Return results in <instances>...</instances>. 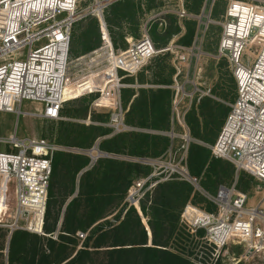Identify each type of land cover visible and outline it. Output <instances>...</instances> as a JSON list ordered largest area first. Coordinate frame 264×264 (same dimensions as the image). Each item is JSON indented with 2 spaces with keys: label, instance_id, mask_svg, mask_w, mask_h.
Listing matches in <instances>:
<instances>
[{
  "label": "built area",
  "instance_id": "1",
  "mask_svg": "<svg viewBox=\"0 0 264 264\" xmlns=\"http://www.w3.org/2000/svg\"><path fill=\"white\" fill-rule=\"evenodd\" d=\"M82 1L85 0H0V111L18 112L17 106L28 100L42 106L39 112L42 118H61L66 102L64 91L67 86L72 87L69 54L72 26L85 15L102 12L105 4L116 0H92L84 16L77 12ZM226 1L219 22L222 31L217 56L228 60L237 94L229 104L224 124L210 151L215 158L229 160L237 171L249 173L264 185V1ZM176 13L179 18L186 16L182 6ZM40 42L43 43L33 47ZM173 47L179 49L175 51L178 74L182 64L194 54L193 48L170 44L158 50L146 32L139 39L128 41L124 50H115L107 39L99 49L77 58L82 66H86L82 73L87 68L86 73L102 75L100 77L111 84L104 91L100 90V97L94 104L112 108L109 125L113 126V133L130 128L124 123L120 101V90L125 86L122 79L137 73L157 53L172 51ZM24 48H28L25 56L17 53ZM242 55L251 61V65L240 61ZM94 67H97L94 71L89 70ZM108 71L113 73L108 75ZM75 80H78L77 76ZM193 86L188 92L183 84H173L175 96L171 122L182 128L179 135L182 153L174 154L170 150L159 157L134 160L98 151L97 145L86 152L91 165L105 156L137 161L150 168L147 175L133 180L124 198L126 206L134 207L142 219L140 202L160 182L176 179L203 191L199 178L190 174L187 167V149L192 138L185 123V114L192 96L203 93L195 83ZM175 136L171 132L170 137ZM4 143L11 150L0 151V186L2 188L3 183L6 189L8 182L13 181L15 205L13 222L7 226L10 230L26 229L43 235L52 158L62 147L43 138L18 139L15 135H10ZM203 193L214 204V210L208 211L188 202L180 213V222L190 234L203 232L200 240L205 251L201 254L208 261H198L199 264H216L222 250L229 244L246 243V254L264 250V210L260 205L247 204V195L236 190L235 185H219L215 195ZM34 206L41 207L42 224L39 228L34 221ZM28 212L34 214L29 220L26 217ZM23 220L29 221L27 227L20 225ZM86 235L81 231L75 234L81 242ZM56 237L57 234H53L52 238Z\"/></svg>",
  "mask_w": 264,
  "mask_h": 264
},
{
  "label": "trees",
  "instance_id": "2",
  "mask_svg": "<svg viewBox=\"0 0 264 264\" xmlns=\"http://www.w3.org/2000/svg\"><path fill=\"white\" fill-rule=\"evenodd\" d=\"M140 11L141 5L136 0H117L109 6L104 18L113 47L124 48L127 37L136 35L138 29L135 27L123 29L124 24L135 20ZM194 25L185 22V32L178 39L181 45H191L195 34ZM180 31L181 27L176 26L175 32H167V36L169 35L167 40L172 34H178ZM152 41L156 48L168 43L164 41L161 44L155 39ZM81 42L84 44L77 54L90 53L100 46L101 37L96 22H92L79 35L72 33L71 30L69 54L74 52ZM154 82L169 85L171 80L168 78ZM148 97L151 114L146 118H150L151 123L144 120L145 116H140L143 122L139 121L143 125L137 128L168 131L171 90L168 88L149 90ZM164 106H168L165 115ZM194 115L195 113L185 114L190 135L205 139L206 137L199 132V123ZM163 118L166 121L164 119V124L159 125L160 119L162 121ZM124 123L129 125L130 120L126 117ZM106 134L103 131L95 134L93 138L97 139ZM132 136L130 150H125L128 135L119 134L108 141L109 144L114 142V146L109 145L107 149L115 148L116 152H107L132 157H153L152 154L157 153L160 148L161 151H165L170 145V138L167 136L143 132H134ZM104 147V142H101L99 149L103 150ZM88 163L89 158L85 156H73L65 152L54 153L44 214V234H31L23 230L12 231L8 244L7 264H199L198 261L171 248L176 243L174 234L178 229L180 212L193 194V189L187 182L176 179L160 182L140 202V210L150 230L149 245L148 230L142 218L134 207L126 206L124 198L133 180L147 175L150 168L119 158L98 159L80 176L76 196L68 200L74 192L79 169ZM187 167L190 174L202 178L205 189L210 188L207 179H211L218 187L230 179L233 173V167L229 162L215 158L207 147L197 143H190L188 146ZM110 215L112 218H108ZM78 231L87 235L81 247L76 249L75 234ZM56 233L57 237L53 239L51 235ZM203 258L199 261L206 263L207 257Z\"/></svg>",
  "mask_w": 264,
  "mask_h": 264
},
{
  "label": "rangeland",
  "instance_id": "3",
  "mask_svg": "<svg viewBox=\"0 0 264 264\" xmlns=\"http://www.w3.org/2000/svg\"><path fill=\"white\" fill-rule=\"evenodd\" d=\"M136 1L140 3L141 11L137 14L135 20L131 21L128 24H124L125 27L123 30H127L129 28L133 29L135 27L136 30L138 29L137 33L134 37H127L126 45L124 46V48L120 49L119 47H114V49H126L128 47V41L139 39L145 32L149 35L151 40L155 39L161 44L164 41H168L165 46L157 47L158 50L165 48L170 44H172L173 46L176 45L179 47L193 48L194 54L192 55V57H190L191 60L189 59L188 62L182 64L181 71L178 74L175 68L177 64L175 61V51H178L179 49L178 47H173L172 51L157 53L153 58L148 60L137 72L138 78L141 80L142 78L139 75L142 74L148 75L147 79H150L151 81H160L169 78V80H171L170 84H172L173 82L183 84L188 92L192 91V89L194 88L193 83H195L196 87L201 89L202 91L211 89L209 91L211 94L214 92L218 93L214 96L217 99L216 103L219 102L221 106V109L219 111L224 113H222V115H227L229 104L235 100L237 94L236 82L232 75V69L228 60L224 57L217 56V49L222 31L219 22L222 20V15L226 8L227 1L215 0L214 3H212V0ZM91 3L92 0H85L80 2L77 8V12L79 13V15L84 16L86 13V7H88V5H91ZM110 5L111 4H105L103 6L102 12H99L97 14L85 15L84 17L80 18L77 22L74 23L72 27V33L79 35L82 31L87 29L92 22H96L101 37V44L97 48L99 49L107 39H110L108 27L104 18L105 12ZM181 6L185 11L186 16L179 18V14L176 13V10ZM185 22H191L195 24L194 38L191 45L189 46L181 45L178 42L181 34L185 32ZM176 26H180L182 31H180L178 34H172V36H170L171 38L167 40V37L169 38V35L167 36V32H175ZM118 42L122 44L121 40L119 39ZM42 43L43 42L35 43L33 47H37ZM83 44L84 43L81 42L76 46L74 52L70 53V83L72 84V87L77 88V90L73 89L71 86L66 87L64 93L66 102L64 103L62 108V114L60 115L61 118L58 120H48L42 118L39 115L42 106L40 107L38 103L28 100H24L19 107L17 106V109L19 110L18 112H0V151L11 150V147L5 144L4 141L7 140L10 135H15L18 139L43 138L60 145L62 147V150H60L59 152H68L75 154L79 153L82 156H88L86 154L87 150L96 145L97 139L93 138L95 134L103 131H105L107 134H113L114 128L113 126L109 125L112 108L98 107L94 104V102L100 97V90L104 91L111 84L107 83L105 78H101L100 76L102 75L95 76V72L86 73V71H88L87 68L84 69L85 72L82 73V68L86 66H82V62L77 58L86 56L91 53H76L81 50V46H83ZM27 49L28 48H24L17 53L25 56ZM240 61L244 65H251V61L247 60L245 55L241 56ZM97 67L89 70L94 71ZM156 72L157 74H155ZM107 73L108 75H111L113 71H108ZM150 73H152V75ZM76 76L78 80H75ZM127 78H125L124 80L126 81ZM198 94L199 93H196L192 96V103L190 104L186 115L194 114L195 107L198 108ZM219 111L217 113L218 115L220 114ZM213 119L214 121L205 126L204 132L210 137L215 136L217 138L220 130H218L219 128L216 126L220 121V116H214ZM205 120L206 124H208L207 119ZM131 129L132 128L130 127L129 130ZM132 130L139 132L155 131L148 129L139 130V128H133ZM181 131L182 128L179 126L175 127L174 130H169V132H166L167 136L171 140L167 152L172 150L174 154L182 153V140L180 138H174L175 143H172V138L170 137L171 132L179 133ZM65 137L68 138L66 139ZM191 137L193 136L191 135ZM59 138L61 140H59ZM214 142L210 144H202L201 142L195 140L194 137L191 140V143H201V145H204L209 150L210 146L213 145ZM68 144H76L78 146H69ZM121 157L124 156L121 155ZM132 158L134 160H137L143 157ZM222 160H224L225 162H229L232 165L233 173L231 175V178L221 185H235L236 190L247 195V204L260 205L264 210V185L249 173L245 171H237L234 164L229 160ZM198 178L199 184L206 194H216L215 190H217V186L211 179H207L210 188L205 189L203 187L202 178ZM4 186L5 185L3 183L2 188L0 186V224L10 225L13 222L15 212V205L13 204L12 199L14 194V183L13 181H9L6 189L4 188ZM190 186L193 189V194L189 200L192 204L204 208L208 211H212L215 209L214 204L207 198L203 191L197 190L192 185ZM33 215V212H28L26 214V217H28L29 220L33 217ZM112 215H110L108 218H112ZM28 220L20 221V225L27 227L29 224ZM142 222L148 229V234H150L149 227L148 225H146V220L143 219ZM177 226V232L174 234L176 243L172 247L171 245H169V247L173 249L175 248L178 250V252H181L185 256H189L193 260L199 261L201 257L204 256L203 254H201V251H205L201 247L202 243L200 240V238L203 236V232L197 233L192 236L188 235L186 226L180 222V215ZM15 230H23L29 232L26 229ZM52 236L53 235H51V237ZM81 244L82 242L77 239L75 245L76 249L80 248ZM148 244L150 245V238L148 240ZM246 246L247 245L244 242L239 244H229L222 250L220 259L217 264H264V250L252 254H246Z\"/></svg>",
  "mask_w": 264,
  "mask_h": 264
},
{
  "label": "crops",
  "instance_id": "4",
  "mask_svg": "<svg viewBox=\"0 0 264 264\" xmlns=\"http://www.w3.org/2000/svg\"><path fill=\"white\" fill-rule=\"evenodd\" d=\"M137 74L138 73L126 76L125 78L129 77V78H127L126 81L124 80L125 78L122 79V82L124 83L125 86L123 88H121L120 101H122L121 104L123 105L122 107L124 109V115H123L124 118L127 117L130 120L129 125H127V126H129V127H131L133 129V128H137L138 126L143 125L140 122V121H142L143 118L140 117V116H143V117L145 116L144 120L146 119L148 121L147 123L150 124L151 123L150 118H148V119L146 118L147 116H149L151 114V111H150L151 110V108H150V99L148 97V91L149 90L156 91V90H161V89H167L168 88V89L171 90V96H172L171 97V115H169V121H170V129L169 130H174L175 127H179L176 124L173 125L172 122H171V118H172V101H173V98L175 96V91H174V88H173L174 82L172 84H170V85L157 84L156 82L151 81L150 79H147L148 75H143V74H142L143 76L139 75L142 78V80H140L138 78ZM150 74L152 75V73H150ZM206 91H203L202 94H198L199 95L198 100H197V101H199L198 102V106H197L198 108L195 107V110H194L195 111L194 117L196 118V120L199 123V132L203 136L206 137L205 139H203V138L199 139V138H195V137L194 138H195V140H197L198 142H201L202 144L203 143L210 144V143H212V142H214L216 140L215 136L214 137H210L207 134H205V132H204L205 126L209 125V123L214 121L213 117L214 116H217V117L220 116V121L218 122V124L216 126V127L219 128L218 130H220L222 125L224 124V121H225L226 116H227V115H222L223 112L219 111L221 109L220 108L221 106H220L219 102L216 103L217 99L214 96L215 93H212V94L210 92L206 93ZM145 96H147V98H145ZM169 99H170V97H169ZM38 105L41 107L40 104H38ZM169 106H170V104H169ZM166 107H168V106H164L163 107L164 115L167 112V108ZM218 111L220 112L221 115L217 114ZM0 112H2V111H0ZM4 113H11V112H4ZM165 118H163L162 121L160 119V122L158 124L159 125L160 124L163 125ZM205 119H207L208 124H206V120ZM165 121H166V119H165ZM185 123H186V121H185ZM132 129L124 131V132H120V133H113V134L111 133V134H107V135H103V136L98 137L97 140H96L97 149L99 151H101V152H104V153L114 154V153H111V152H113V151L116 152L115 148L110 149V150L107 149V147L109 145L114 146V142L109 144L108 141L112 140L114 138V136H116V135L127 134L128 137L126 138L125 150L126 151L130 150V148L132 146V141H130L132 139V137H133L132 134L134 132H139V131H135V130L133 131ZM169 130L168 131L155 130V131H148V132H143V133L155 134L157 136H167L166 132H169ZM173 133H175V135H176L174 138H179V135L182 134V131L179 132V133H177V132H173ZM189 133H190V131H189ZM174 138H172V143L173 142L175 143ZM191 138H193V137H191ZM101 142H104V145H105V147L103 148L104 151L99 149V145H100ZM170 143H171V140H170ZM201 143H198V144L201 145ZM159 147H161V146H159ZM160 149L157 151V153H154V154L149 153V154H152L153 157H159V156H162L163 154H165L168 151V148L165 151H161ZM107 151H111V152H107ZM57 152H59V151H57ZM65 153L66 154H71L73 156H79L80 155L79 153L78 154L68 153V152H65ZM118 156H121V155H118ZM85 157L88 158V156H85ZM127 157H130V155H128ZM108 158L109 159H116V158L105 157V156L99 157L98 159H108ZM124 160H126V159H124ZM127 161H130V160L127 159ZM221 161H224V160L221 159ZM94 164L91 165L90 161H89L87 166L81 167L79 169V171H78V173L76 175V179H75L74 192H73V194L71 195V197L68 200H70L72 197L76 196L80 176H82L83 173H85L87 170H89ZM49 183H50V179H49ZM48 188H49V184H48ZM190 198L187 200V202L185 204L190 202L189 201ZM250 205H254V204H250ZM9 233H10V228L7 225L0 224V264H1V262H3V264H7V253H8L7 244H8ZM149 238H151V236H149Z\"/></svg>",
  "mask_w": 264,
  "mask_h": 264
},
{
  "label": "bare ground",
  "instance_id": "5",
  "mask_svg": "<svg viewBox=\"0 0 264 264\" xmlns=\"http://www.w3.org/2000/svg\"><path fill=\"white\" fill-rule=\"evenodd\" d=\"M34 210H36V212H35V219H34V221L36 222V225H37V227L39 228L40 226H41V224H42V212H41V207L39 206V207H35L34 206V208H33ZM36 214H38V215H36ZM144 219V218H143ZM142 219V220H143ZM37 228V229H38Z\"/></svg>",
  "mask_w": 264,
  "mask_h": 264
},
{
  "label": "water",
  "instance_id": "6",
  "mask_svg": "<svg viewBox=\"0 0 264 264\" xmlns=\"http://www.w3.org/2000/svg\"><path fill=\"white\" fill-rule=\"evenodd\" d=\"M99 151V150H98ZM147 229V228H146ZM148 230V229H147ZM12 231L13 230H10V233H9V236H8V244H9V240H10V236H11V233H12ZM149 236H151L150 234H149ZM8 244H7V246H8Z\"/></svg>",
  "mask_w": 264,
  "mask_h": 264
}]
</instances>
